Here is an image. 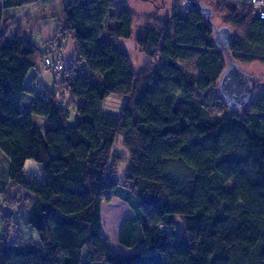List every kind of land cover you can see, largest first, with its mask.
I'll return each instance as SVG.
<instances>
[{"label":"trees","instance_id":"16d2710c","mask_svg":"<svg viewBox=\"0 0 264 264\" xmlns=\"http://www.w3.org/2000/svg\"><path fill=\"white\" fill-rule=\"evenodd\" d=\"M37 1L1 0L0 7V158L7 165L0 180L16 188L10 201L18 208L31 200L25 223L38 236L22 237L15 211L0 207V264H264V91L239 109L223 102L217 81L226 59L212 25L176 6L135 31L128 0H64L58 34L76 41L88 73L63 66L52 90L25 83L47 52L19 28L10 37L15 22L2 24V9ZM202 2L231 27L235 60L264 64V20L251 6ZM121 40L158 64L137 69ZM191 59L196 75L179 63ZM58 86L77 104L72 126ZM111 97L123 100L117 113L105 110ZM215 104L227 112L213 114ZM37 116L47 123L44 135ZM118 137L128 157L122 176ZM27 159L41 164L40 179L24 175ZM113 197L133 210L118 242L143 250L114 253L101 238V203Z\"/></svg>","mask_w":264,"mask_h":264},{"label":"rangeland","instance_id":"374dc122","mask_svg":"<svg viewBox=\"0 0 264 264\" xmlns=\"http://www.w3.org/2000/svg\"><path fill=\"white\" fill-rule=\"evenodd\" d=\"M119 1L120 0H117V2ZM178 1L179 0H128V6L136 14V18H137V20H135V26H134L135 31H141L142 26L148 25L150 24V22L151 24L154 23L153 21H150V20L148 21L149 18L147 17L160 16L161 18L164 19L165 16L171 15L173 10L176 8L177 4L179 3ZM63 3H64V0H63ZM53 4L50 8L53 14L54 13L55 14L52 15L50 14V12H48L47 15H49L51 19L53 18L56 21V24H58L59 28H62L63 26L62 24H60V19L63 20L64 17L62 14L61 5L60 3H53ZM214 13H215V16L213 18V23L216 26L226 25L225 24L226 20H225L224 15L218 14L217 12H214ZM30 33H31L30 35H32V38H33L32 41H38L41 43V37L39 36L36 30L34 31L31 30ZM121 44L124 48L128 50L127 52L129 54L131 52L133 63L135 64L137 69L142 70L146 67L154 68L158 64L157 61H152L148 59L147 57H144L142 54H140V52L135 48L133 41L121 40ZM57 46L58 44L55 45L54 50L58 54L59 48ZM62 51L63 50L61 49L60 56L58 57L56 53L53 54V52H51L50 55H52V58H59L60 61L65 66H67L70 63H72V60H70V58H68L66 54L63 55L64 53H62ZM78 59L79 58L77 57V55H75V58L73 59L74 60L73 64L75 65L76 71L79 72V74L80 73L84 74L82 72H86L85 65ZM179 63L182 66H184L192 75H196L198 73V69L195 66L194 59L180 60ZM242 64L245 66V68L247 69L249 73L258 75L260 79L264 82V64L263 63L259 61H253L250 63H242ZM59 74L60 72L45 70L41 64L39 68L37 69L33 68V70L31 69L29 71L27 78H26L27 79L26 82L31 83L32 77L36 76V79L38 80L39 83H41L42 81L45 87L53 90L54 81L59 79ZM63 91L64 90H62V88L59 87L57 89V95L61 99V101H64L65 106L68 107L69 118L67 122H68V125L72 126L75 124L77 117H78L77 104L73 105V101L69 99L67 95H64ZM262 91H264V85L261 86L257 90L256 93L258 94ZM122 104H123L122 99L118 97H111L106 101L105 110L110 113H117L118 110H120ZM211 111L213 114H219V115H222L227 112L224 107L218 104L211 105ZM36 122L37 124L40 125V128H39L40 132L44 135L45 130L47 128L46 121L42 117L37 116ZM115 144L116 145L114 149L117 150L119 154H122L121 161L117 165L118 174L122 176L126 168V165H127L128 157L125 153L126 152L125 148L122 146L121 137L117 138ZM6 171H7V165L5 161L0 158V172L3 176H5ZM23 171H24V175L27 178H30V177H34L38 179L41 178V164L33 159H27L25 161ZM3 182H4V185L0 187V193H1L0 207H3V210H5L4 208H10L14 211H18L19 209L18 203L10 201V199H12L11 196H14L16 188L11 183H8L6 180L3 181L2 179L0 183H3ZM3 196H5V198L7 197L6 199L7 201L4 200ZM26 203L28 207L31 204V200L28 198L26 200ZM25 208L21 210L20 212L21 216L28 213V208L26 209ZM132 212H133L132 208L125 201L117 197H113L109 202L103 201L101 203V221H102L101 238L105 241V243L114 253L127 254V253H132V252L140 251L144 249V245H141L136 248H128V247L121 245L118 242L120 225L123 219L129 214H131ZM16 220H19L18 214H17ZM176 220H177L176 229L180 230L182 227L181 221L179 219H176ZM19 227H21L22 233L26 235V231L28 229H26L23 226H19ZM29 229H32V227H30ZM2 233H3V221H2V216L0 213V236L2 235ZM83 254L86 258V250H84ZM100 264H106V263L101 262Z\"/></svg>","mask_w":264,"mask_h":264},{"label":"crops","instance_id":"0c3cea01","mask_svg":"<svg viewBox=\"0 0 264 264\" xmlns=\"http://www.w3.org/2000/svg\"><path fill=\"white\" fill-rule=\"evenodd\" d=\"M53 3H60L61 5V10L63 8V0H39L35 3L29 4V5H23L20 7H12V8H4L2 9V24L4 25V23L7 20H11L14 23V25H12L9 29H8V35L10 37H14L16 36L17 32H18V28L20 29V37L31 43L32 45L36 46L39 50H41L42 52H47L46 57H50L51 59H55V60H59V58H52L51 52H53V54L56 53V51L54 50V47L56 44H58V48H59V52L58 54L56 53L57 57L60 56L61 53V49L63 50L62 53H64L63 55H67L68 58H70V60H72V63L74 62V58L75 55H77V43L76 41L70 39V38H64V36H62L61 34H58V24H56V21L52 18H50L49 15H47L48 12H50V14L54 15L52 10H51V6ZM54 5V4H53ZM0 7H1V0H0ZM63 14V13H62ZM63 20L60 19V24H62V26L64 27L66 25V18L63 14ZM31 30L34 31L36 30L37 33L39 34V36L41 37V43L38 41H32V35H30ZM56 38V39H55ZM55 41V42H54ZM57 42V43H56ZM53 43V44H52ZM55 43V45H54ZM42 46V47H41ZM45 48V49H43ZM77 60V59H75ZM81 61V60H80ZM86 68V72H82L84 74L88 73V69L87 66L85 64L84 61H81ZM42 62L40 61L36 67H32L29 69V71L33 68H39V66H41ZM63 64V63H62ZM71 64V63H70ZM63 66H65L63 64ZM29 71L27 72V75L29 73ZM77 74H79V72L76 71ZM81 74V73H80ZM27 75L25 77V83H27ZM58 81V80H56ZM55 82V81H54ZM27 84H35L39 87H45L41 81V83L38 82V80L36 79V76H33L31 79V83H27ZM29 207V206H28ZM26 207V208H28ZM25 208V209H26ZM21 210H23V208H19L18 211H15V215L13 218V221L15 222V224L17 225V229L19 231V234L24 237V238H31L34 241H38V236L36 234V232L34 231V229H29L30 227L25 223L26 222V216L27 214L21 216L20 212ZM133 213V212H132ZM131 213V214H132ZM18 214V218L19 220H16ZM129 214V215H131ZM19 226H23L26 229H28L26 231V235H24L21 231V227Z\"/></svg>","mask_w":264,"mask_h":264},{"label":"water","instance_id":"95a60500","mask_svg":"<svg viewBox=\"0 0 264 264\" xmlns=\"http://www.w3.org/2000/svg\"><path fill=\"white\" fill-rule=\"evenodd\" d=\"M192 9L200 12L212 25L213 43L226 59V66L217 81L219 95L231 109L244 107L253 100L257 90L264 85V82L258 75L249 73L242 63L235 60L229 49L233 31L228 25L216 26L213 23L215 13L212 7L200 1H194Z\"/></svg>","mask_w":264,"mask_h":264},{"label":"built area","instance_id":"2783aa9c","mask_svg":"<svg viewBox=\"0 0 264 264\" xmlns=\"http://www.w3.org/2000/svg\"><path fill=\"white\" fill-rule=\"evenodd\" d=\"M194 1L202 0H179L177 8L184 14H187L192 9V4ZM245 3L253 9L255 15L260 19L264 20V0H230ZM203 3V2H202ZM42 66L47 71L60 72L63 70V64L59 60H52L50 57H45L42 61Z\"/></svg>","mask_w":264,"mask_h":264}]
</instances>
